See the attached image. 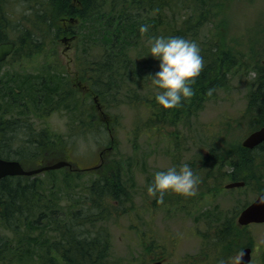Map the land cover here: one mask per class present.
<instances>
[{
  "label": "trees",
  "instance_id": "trees-1",
  "mask_svg": "<svg viewBox=\"0 0 264 264\" xmlns=\"http://www.w3.org/2000/svg\"><path fill=\"white\" fill-rule=\"evenodd\" d=\"M229 1L50 0V10H46L44 24L42 19H40L39 22L42 23L38 27V33L34 34L33 31L25 29L16 30L15 40L18 43L15 42L16 49L14 52L19 49V45H22V50H26L27 54L30 55L29 52L34 51L32 45H40V43L32 44V41L38 39L42 33L53 40L60 35L63 36L69 33L74 35L72 36L74 41L76 34H74L73 23L79 24L82 29H86V37L88 39L91 38L93 33L99 34L103 39L102 45L106 42L108 48L103 49L102 54L104 53V56L101 60L89 59L93 57L91 48L94 41L90 44L86 41V43H83L85 46L80 49L79 54L88 58L76 57L75 59L78 64L76 81L85 83L87 87L85 97L81 95L84 89L76 87V92L71 87L69 79L64 78L62 72H58L56 67L49 71L50 66H47L45 68L47 73L45 79L42 76H29L20 81L19 89L24 88L26 93L23 100L32 103L37 108L44 109L43 115L45 116L55 111L76 112L81 135L84 133L90 134V131L100 133L104 129L112 134L111 131L114 130L113 124L115 122L112 123L108 120L104 121L105 125H102L100 119H107L105 110L113 103L116 93L120 89H125L128 103L131 107L146 109L144 129L150 130L151 135L149 136L156 137L157 140L165 141L167 144L172 145L171 150L168 148L169 154L172 156V167L179 168L184 164H188L190 160L183 161V152L181 150V147L188 139V135L182 132L189 131L191 119L202 111L205 102L216 98L217 90L226 86L227 76L234 73L243 63L239 62L243 59V55L231 51L230 47L226 45L225 39H219L220 31L218 29H221L222 20H218L212 26V30H216V33L213 35L211 33L204 45L206 46L205 54L202 56L204 67L191 85L195 94L190 99L183 100L181 106L165 109L155 100V96L161 91L156 86L152 85V90H156L158 93L152 92L149 95L140 96V92L147 90L146 82L142 83V80L137 79V74L142 72V62L132 60L127 55V51L132 43L137 42L143 36L150 37L151 34H141L139 28L142 25H148V23L150 24L148 25L149 27L162 24L165 18L164 12L175 14L180 8L190 9V12L182 19L178 27L173 28L171 31H166V38L181 37L189 39V37H196L200 28L210 23L213 18L221 17ZM126 3L128 6L125 5ZM131 4L136 9L147 8L155 13L156 18L153 23L144 22L143 20L135 22L127 18L126 13L129 10H126V8L129 7L131 10ZM104 5H106L105 8L109 12L107 16H101L104 15L102 12ZM55 8L60 9L53 10ZM0 10L3 9L0 7ZM47 13L53 14V17H46ZM111 14L112 16L117 15V17L114 19ZM58 18L61 20L60 25H56ZM7 19L9 18L0 12V41L12 40L4 35L2 23ZM70 19L73 22H70ZM83 22H88L89 25L83 26ZM45 24H47L49 29L46 32L42 28V25L44 26ZM50 30L52 34H50ZM260 50L261 53L255 54L253 49H250L248 54L253 63L252 70L255 75L246 94L244 112L249 115L250 120L248 121L251 123L253 130L264 126V61H262L264 59V46H261ZM35 53L38 52L36 51ZM248 62L244 65L247 66ZM101 80L104 87H96ZM9 89L12 88L9 87ZM209 89H213L211 95H208ZM8 93L12 95L10 91H0V102L6 101V105H0V111L2 108L6 109L9 102L13 104V101L8 97ZM86 100L88 101L87 103L85 102ZM16 102V99H14V104ZM97 105L100 106V110L97 109ZM3 111L0 114V134L6 133V136L1 134V137L4 138V144L9 150H11L12 145L11 138L17 140L18 136L22 135L24 137L26 135L28 138L23 141L30 146L25 152L30 153L33 159L38 157L45 158L44 153L51 151L50 148L54 146V143L59 146L56 155H61L59 153L65 151L67 143L51 138L54 134L50 133L47 135L45 130H42L41 133H35L24 130L21 127L13 129L14 127L7 126V121L1 119L2 115L5 114ZM98 112H101V117ZM240 121L245 120L241 119ZM135 127L133 133L141 130L138 125ZM180 128L184 130L181 132ZM136 136L137 134H134V138ZM210 137L214 138V140L209 141L212 147L208 150V156L202 157L200 155L204 161L200 166L205 169L206 183H209V179L214 176L217 170H222L219 177L214 179V183L219 182L217 185L241 181L244 182L246 188L254 183L253 185L256 189L252 190L262 193L264 184L260 183V181L264 179V143L252 150L244 149L239 144H236L233 135H230L229 130L223 126L220 127L219 132L212 134ZM116 142V138H113L114 149H116ZM12 153L7 152L6 154L3 151L1 155L7 160L13 159L21 162L19 156L22 154L19 155L16 150ZM198 154H200V149ZM114 155L113 160L111 159L109 163L101 166L103 170L97 174L96 180H93L88 186V200L78 208L74 206L63 207L55 204L53 199H57L58 194L53 198L51 193L46 195L47 203L38 205V198L40 199V197L36 195L38 194L36 191H33L32 185L29 186V184L23 182L25 178L6 177L0 180V221H2L5 230L12 234L16 233L14 230L19 228L20 222L14 221L15 224H12V218L17 220L22 212H26L27 218L43 212V226H48L49 222L53 224V228L49 224L50 226H48L46 233L53 231L56 234L55 237L31 238L29 242V246L36 245L37 247L54 248L55 250L45 251L42 255L37 254V264H99L100 258L108 254L110 242L106 235L104 236L100 233L96 234V236L89 235L88 228L99 222L98 219H95L96 217H107L113 213H126L122 212L119 206L122 201L126 200V203L131 200L127 193V184L129 188L134 185L128 182L127 174L120 177L122 166L119 159H115L118 156L116 150ZM123 163L125 165V159ZM159 171L167 170H155L152 173L155 174ZM68 178L69 176L65 175L63 181L65 186L70 182ZM147 183L146 186H149L152 183L151 179ZM170 193L171 191L166 192L163 203L158 205H162L167 212H171L170 209H176L183 211L187 216L184 203L177 200L179 199V194H176V197H172ZM154 198L157 201V198ZM108 200L111 202L116 201L117 207L110 209L107 204ZM245 204L244 202L242 206H237V210L245 206ZM153 207H155L154 204ZM217 207V205H214L204 215L206 219L213 222L214 226L210 227L208 224L213 231H208L202 235V246L212 248L216 247L215 244L219 242V247L233 246L237 249L245 246L251 247L253 241L248 227L239 228L234 223V215L237 210L232 208V215L227 218L222 210L215 214L218 210ZM206 223L209 222L206 221ZM36 228L37 226H31L32 230ZM212 237L215 239V244L207 245V238L213 239ZM242 240L244 245H242ZM10 241V238H6L4 241L0 239V264H25L26 256L33 257L32 251L30 255H26V250L21 248L24 246V241L19 243L20 245H17V247L13 243L11 245ZM258 252L257 256H255V261L262 263L264 262V246Z\"/></svg>",
  "mask_w": 264,
  "mask_h": 264
},
{
  "label": "rangeland",
  "instance_id": "rangeland-1",
  "mask_svg": "<svg viewBox=\"0 0 264 264\" xmlns=\"http://www.w3.org/2000/svg\"><path fill=\"white\" fill-rule=\"evenodd\" d=\"M50 4V0H0V7L3 9L0 12L9 18L2 23L4 35L18 43L15 40L16 30L25 29L33 31L34 34L38 33V27L42 22L43 24L45 23L46 10H50ZM105 7L106 5H104L102 10L104 15L101 16L109 14ZM59 9L55 8L53 10ZM126 10H129L126 13L127 18L135 22L143 20L144 22L153 23L156 18L155 13L147 8L136 9L131 4V10L129 7ZM189 12L190 9L184 8H180L175 14L164 12L163 23L148 28L146 33L151 34L150 37L143 36L130 45L127 55L132 60L142 62V72L137 74V79L147 84V90L140 92V96L149 95L152 92L158 93V91L152 90L151 78L148 76L155 75L159 71L160 61L150 55L148 41L153 37L166 38V31H171L173 28L178 27ZM48 16L52 18L53 14L47 13L46 17ZM112 17L115 19L117 15ZM40 19H42V22H39ZM218 20H222L221 29H218L220 31L219 39H225L226 45L230 47L231 51L243 55V59L239 61L243 63L234 73L227 76L226 86L217 90L216 98L205 102L202 111L191 119L189 131L182 132L184 129L180 128L182 133L188 135V139L181 147L183 161L190 160L196 156L199 149L201 153L208 152L210 147H212L209 141L214 140L210 136L219 132L222 126L229 130L230 135H233L236 144L240 143L242 137L253 131L252 125L248 121L250 120L249 115L244 112L246 94L255 75L252 70L253 63L248 54L250 49H253L255 54H259L261 53V46H264V0H230L221 17L213 18L210 23L200 28L196 37L187 39L198 45L201 56L205 54L206 46L204 45L206 40L211 33L212 35L216 33V30H212V26ZM60 21V18H58L56 25H60ZM73 24L74 34H76L74 41L72 37L74 35L69 33L63 36L60 35L54 40L42 33L38 39L32 41V44L40 43V45H32L34 51L29 52L30 55L27 54L26 50H22V45H19V49L14 52L0 69V91L12 92V95L8 93V97L13 101V104L9 102L6 109L2 108L5 114L2 115L1 119L7 121V126L14 127L13 129L21 127L24 130L35 133H41L42 130H45L47 135L50 133L54 134L51 138L67 143L65 151L59 153L61 155H56L59 146L54 143V146L50 148L51 151L44 153L47 158L38 157L33 159L30 153L25 152L30 146L23 141L24 139L27 140L28 137L26 135L24 137L22 135L18 136L17 140L11 138L12 152L16 150L19 155L22 154L19 156L21 162L28 168L36 167L42 162L54 164L62 159L75 163L79 167L89 168L94 165L97 153L107 148L110 144L111 134L106 132L105 129L100 133L90 131V134L84 133L81 135L76 112L55 111L45 116L43 115L44 109L37 108L32 103L23 100L26 94L25 89H19L20 81L26 77L42 76L45 79L47 76L45 68L50 66L48 70L50 71L56 67L58 72H62L64 78L69 79L71 87L76 92V87L84 89L80 92L85 97V91H87L85 83L76 81L78 64L75 59L76 57L88 58L79 54L80 49L85 46L83 43H86V41L89 44L94 41L91 48L93 57L89 59L101 60L104 56V53L102 54L103 49L108 47L106 42L102 45L103 39L99 34L93 33L91 38L88 39L86 37V29H82L79 24ZM87 25H89L88 22H83V26ZM148 25L150 24L148 23ZM42 28L45 32L49 30L47 24L42 25ZM50 34H52L51 30ZM36 51L38 53H35ZM246 62H248L247 66L244 65ZM9 87L12 89H9ZM96 87L103 88V81H99ZM13 98L16 99V104H14ZM85 102L87 103L88 101L86 100ZM0 105H6V101H1ZM145 110V108L131 107L128 103L125 89H120L116 93L115 98H113V103L105 110L107 119H100L102 125H105L104 121L108 120L112 123L115 122L111 136L116 138V149L109 153L106 163H109L111 159L113 160L116 150L118 156L115 159L117 160L118 158L122 166L120 177L127 174L128 182L134 185L127 189V193L132 196L131 200L124 204L127 214L110 221L94 223L93 226L88 228L89 235L96 236V234L100 233L104 236L106 235L109 239L110 248L108 255L110 264H138L139 253L143 252L142 248L154 251L164 250L171 253L166 264H184L185 256L188 254L193 255L200 250L202 235L208 231H213V229L209 228V225L213 227L214 224L206 217H202L201 220H199L198 216L191 219L183 211L172 210L167 212L162 205L156 210L151 207L154 197L147 193V181L150 179L153 181V171L167 170L172 167V156L168 151V148L169 150L172 149V145L167 144L165 141L157 140L156 137L149 136L151 135L150 130L144 129ZM98 114L101 117L99 112ZM241 119L245 121H240ZM137 125L141 127V130L133 133ZM1 134L0 143H3L4 138L1 137ZM134 134H137L136 138H134ZM2 135L6 136V133ZM4 152L7 154L8 150ZM12 152L9 153L13 154ZM124 159L125 165L123 163ZM65 175L69 176L68 181H70L67 186L63 184ZM93 180H96V175L92 174V172L70 174L67 169H61L25 178L23 182L29 184V186L32 185L33 191L38 193L36 194L40 197V199L38 198V205H43L46 200L48 202L46 195L51 193L53 198L58 194L57 199H53L55 204L63 207L74 206L78 208L88 200V186ZM260 183L264 184V179ZM253 184L239 190L240 192L234 191L230 194L224 193L215 197L213 202L218 206L215 214L225 209L234 208V210H237V206H242L244 202L246 204L247 202H252L258 194L252 190L256 189ZM262 193L264 194V187ZM42 216L43 212L34 217L30 216V218H27L26 212L20 213L17 220L12 218V224H15L14 221L20 222L19 228L15 229L16 233L13 234L5 230L2 221H0V239L2 241L10 238V244L12 245L13 243L15 247L24 241V246L21 248L26 250V255H30L31 251L33 252L32 258L31 256H26L25 264H37V254L42 255L45 251H55L54 248L37 247L36 245L29 246L31 238L42 239L45 236H56L53 231L46 233L48 226L51 225V228H53V224L49 222L50 225L43 226ZM205 220L209 223H206ZM30 222L31 224H29ZM200 222L203 225H200ZM31 226H37V228L32 230ZM194 232L198 235L196 236ZM211 234L213 233L211 232ZM249 234L253 241L252 246L255 249L258 247V250L261 249L264 246V224L251 226ZM211 244H215V239L207 238V245ZM242 245H244V241ZM215 246L212 247V249H215L214 254L220 256L219 248L222 247H219V242ZM253 261V264H264V262ZM215 262L217 264L219 261Z\"/></svg>",
  "mask_w": 264,
  "mask_h": 264
},
{
  "label": "clouds",
  "instance_id": "clouds-1",
  "mask_svg": "<svg viewBox=\"0 0 264 264\" xmlns=\"http://www.w3.org/2000/svg\"><path fill=\"white\" fill-rule=\"evenodd\" d=\"M148 28V25H142L139 32L146 33ZM148 43L150 55L160 61L159 71L148 76L151 84L161 90L155 96L156 102L165 109L181 106L183 100L190 99L195 94L191 85L204 67L198 45L181 37H153ZM212 91L213 89H209L208 95ZM200 183V178L191 167L184 164L179 168L156 172L152 183L147 187V193L156 197L157 203H163L164 194L168 191L184 197L195 196ZM260 202L264 203V198ZM219 264H225V261L221 260ZM231 264H243V253L232 257Z\"/></svg>",
  "mask_w": 264,
  "mask_h": 264
},
{
  "label": "flooded vegetation",
  "instance_id": "flooded-vegetation-1",
  "mask_svg": "<svg viewBox=\"0 0 264 264\" xmlns=\"http://www.w3.org/2000/svg\"><path fill=\"white\" fill-rule=\"evenodd\" d=\"M78 4H79V2H78ZM8 41H10V40L0 41V44L8 42ZM13 43H14V47H15L16 43L15 42H13ZM14 47H13V51L15 49ZM11 55H9L2 62L1 66L11 57ZM1 66H0V69H1ZM6 150H8V152L12 151V149L9 150V148L5 146L4 142L0 143V157L1 158L3 157L1 155V153L3 151H6ZM105 152H106V150H104L103 153H102V151H100L98 153V156L96 158V164L93 166V171H98L99 169H101V166L103 165V161L105 160V157H104ZM201 164H202V162L200 160H194V161L188 162V165L191 167L194 174L197 175L201 180V183L198 185L197 194L195 196H192V197H184V196L179 195V199L173 198L175 200L177 199L178 201L184 203V207H185L184 209L188 214L187 217L193 219V218L198 216L199 220H201L202 217H204V215H205L206 205H207L208 199L214 200L215 197L220 196L224 193L230 194L229 190L224 191V190H222L221 187H218L219 185H217V184L219 182L217 184H214L213 182L206 183L205 169L200 166ZM69 170L74 171V169H69ZM221 171L222 170L216 171L215 176H214L215 179L219 177V174L221 173ZM4 178H6V177H4ZM170 194L172 197H176V193L171 192ZM128 195L131 196L130 194H128ZM123 196H124V194H123ZM153 204L155 205V207H153ZM158 204L159 203H157V201L154 198L152 203H151V207L155 208L153 210H156L157 208H159ZM115 207H117V205L113 206V208H115ZM119 207L122 210V212H126V210L124 209V205H120ZM170 210H172V209H170ZM173 210H176V209H173ZM176 211H178V210H176ZM114 212H115V210H114ZM121 215H125V213H119V214L113 213L112 215H108L107 217L100 216V217H96L95 219H98L99 222H104V221H110L111 219H116L117 217H121ZM226 217L227 218L231 217L229 210L226 211ZM200 225H203V223L200 222ZM195 235L197 236L198 234L195 233ZM142 249H143V252L139 253V263L138 264H154V263L166 264L167 259L170 258L169 256L171 254V253L165 252L164 250L154 251V250H150L148 248H142ZM219 250H220V256L218 254H214L215 249L201 246L200 250L195 252L193 255L188 254L187 256H185L184 264H215L216 263L215 261L220 262L221 260L225 261V264H231V258L234 257L237 253L241 252V250H239L233 246H225V247L219 248ZM108 254H109V251H108ZM108 254H106V256H103V258H100L99 264H110ZM219 262L217 264H219ZM248 264H253V253H251V261Z\"/></svg>",
  "mask_w": 264,
  "mask_h": 264
},
{
  "label": "water",
  "instance_id": "water-1",
  "mask_svg": "<svg viewBox=\"0 0 264 264\" xmlns=\"http://www.w3.org/2000/svg\"><path fill=\"white\" fill-rule=\"evenodd\" d=\"M13 49V43H1L0 44V62H2ZM264 143V127L251 133L242 142V147L252 149L255 146ZM64 166H69L66 161H59L57 163L42 166L33 170H24L21 165L16 161H4L0 159V178L5 176H31L43 171L60 169ZM243 186V183H229L225 186L226 189ZM262 195L245 208L237 218L239 225H248L249 223H263L264 222V203L260 200ZM243 264L248 263L250 259V248H245L243 251ZM158 264V263H156Z\"/></svg>",
  "mask_w": 264,
  "mask_h": 264
},
{
  "label": "bare ground",
  "instance_id": "bare-ground-1",
  "mask_svg": "<svg viewBox=\"0 0 264 264\" xmlns=\"http://www.w3.org/2000/svg\"><path fill=\"white\" fill-rule=\"evenodd\" d=\"M177 17V16H176Z\"/></svg>",
  "mask_w": 264,
  "mask_h": 264
}]
</instances>
